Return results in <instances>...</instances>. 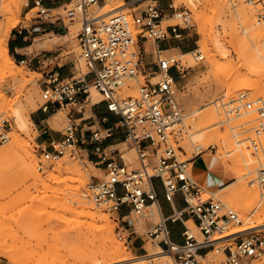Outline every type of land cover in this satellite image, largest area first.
Listing matches in <instances>:
<instances>
[{
    "label": "rangeland",
    "instance_id": "rangeland-1",
    "mask_svg": "<svg viewBox=\"0 0 264 264\" xmlns=\"http://www.w3.org/2000/svg\"><path fill=\"white\" fill-rule=\"evenodd\" d=\"M6 1H1L0 23H3L7 16V10L3 6ZM26 1H28L27 4ZM172 1L175 5L189 7L193 13L192 24L182 28L181 37L174 38L180 43L181 49L165 50L166 54L181 58L185 66L175 81L178 99L184 110V126L178 135L179 150L177 153L181 158H188L190 161L200 157L206 159L208 167L205 164L201 170L193 168L189 163L191 174L202 185L204 183L200 177L195 175L194 171L198 170L204 174L211 168L223 174L222 181L210 188L214 189L213 191L222 186H226L225 190H227L235 184L232 181L236 180V169L228 165L240 159L239 166L242 168L245 166L241 172L246 173L237 182L245 180L247 186L256 189L258 197L260 190L264 189V184L263 186L257 182L250 184V180L255 178L257 173L255 169L249 171V168L246 167L245 159L248 156L244 153L248 152H243L240 147L244 146L241 140H245L244 143L249 146L250 155L255 156L250 164L264 161L262 156L264 154V128L258 135L259 140L255 141L258 144L255 149L250 140V137L256 138L255 126L258 122L255 119V112L251 111V115L247 116L245 114L229 115L230 118L224 120L227 115L224 114L219 99L223 96L225 99L235 96L239 90H246L249 99L259 96L264 98V35L252 42L250 34L244 29L247 22L243 20L245 19L244 12L253 5L255 7L254 15L262 19L264 3L260 2L262 5L259 3V6L256 7L254 3L259 0H158L159 6L167 16L171 13L168 3ZM31 2L32 0H10L15 12L11 15L7 25V46L12 33L18 34L16 27L29 26L32 30V27L46 25L44 30L39 28L32 30V34L27 38L29 46L24 50L28 53L40 50L59 52L62 58L69 59L75 64L76 74L85 72L87 67L80 56L76 39V32L80 26V14L74 8L73 0H60L52 4L53 6L46 10V13L37 12L38 7L30 9ZM119 2L124 4L118 11L130 14L132 11H140L145 8L149 0H138L134 3L129 0H100L95 10L104 15L107 5H115ZM171 21L173 19L163 20V23ZM262 22L264 24L263 19ZM213 36L217 37V44ZM195 48L202 51L203 59L196 61L192 53L190 55L183 54V52ZM222 49L227 50L225 55L222 53ZM242 49H250L254 54L252 58L247 61L240 58L238 51ZM7 51L10 57L9 61L7 60V66L10 69L4 73L0 71V118H6L5 129L8 131V137L5 140L0 139V231L13 242L12 249L18 257L16 259L22 260L19 264H35L36 262L40 264L41 260L46 261V259H53L52 257L55 256L68 258L67 260L71 263L77 254L102 246L106 247L105 244L110 239L111 233L129 247L132 256L128 260L115 264H136V259L147 255L151 247H159L156 239L144 234L149 224L158 218V213H153L152 207L145 209V216L134 223L137 231L131 234L133 241L129 243L124 236L130 230L125 229V226L104 211L102 207L96 206L91 199L89 184L95 181L97 176H102V172L88 156L86 147L90 148V146L71 144L67 145L62 154L55 159L48 160L43 157L41 146L47 144L37 143L38 130L35 124L36 114L42 110L41 106L47 99L39 84L41 73L31 70L24 63H19L18 59L11 55L8 47ZM212 53L215 54L212 56ZM235 62H242V64L239 68H235L233 73L222 77V74L226 72V70L223 72L224 65L235 64ZM219 67L221 68L218 69ZM143 79L144 76L139 73L135 79L128 80L120 89V94L127 95V89L133 90L128 94L135 93L138 82H142ZM235 85L239 88L234 90ZM90 93L93 101H98L102 97L93 86L90 88ZM90 105L91 103L85 105V116H93ZM204 105H207L204 107L205 109L208 105L213 107V115L209 118V122H212L213 125L207 128V136L202 138L204 141L201 139L191 141L187 132L195 131L196 124L190 120L187 113L195 107ZM16 108L25 110L26 124L24 126L26 128L19 125L15 114ZM70 109L69 106L58 108L56 106L54 110H49L46 113L45 122L50 126L52 132L59 133L64 129L67 113L72 110ZM29 119H32L33 122H29ZM195 122H198L197 118ZM231 126L234 128L232 129ZM213 130L215 131L213 132ZM233 132L237 133L235 135L237 138ZM224 135H226V139ZM208 136H211L210 139ZM235 138L240 139L238 142L240 144L235 141ZM227 141L231 146L227 145ZM198 142L203 147L202 150L196 152L197 148L193 144ZM209 144H215L214 148H211ZM68 152L71 153V156L67 155ZM132 152L134 160L127 162L130 166L135 167L138 165V161L134 149ZM124 157L126 158L125 154ZM30 165L39 174L38 177L29 174L28 167ZM78 169L81 171V174L79 171V180L74 182L63 180L67 177L66 175H70L72 171L75 172ZM75 182L79 185L82 184L81 188L85 190V196L75 193ZM213 191L215 198L221 199L223 203L225 202L227 206L235 208L238 212L242 224L235 226L236 228L251 224H264L263 216L247 220L239 209L232 205V201L227 196L220 191L216 192L215 196ZM204 196H209V193H204ZM257 197L256 199L260 198V196ZM81 199L86 202L78 201ZM91 213L96 215L92 219ZM102 216H107V221ZM187 224L195 234L199 233L191 219L187 221ZM110 227L111 230H109ZM136 237L140 238L142 245L140 248L135 247ZM219 258V254L209 253L210 260ZM145 262L157 264V258L145 256ZM0 264H10V262L8 258L0 256Z\"/></svg>",
    "mask_w": 264,
    "mask_h": 264
},
{
    "label": "built area",
    "instance_id": "built-area-1",
    "mask_svg": "<svg viewBox=\"0 0 264 264\" xmlns=\"http://www.w3.org/2000/svg\"><path fill=\"white\" fill-rule=\"evenodd\" d=\"M135 1L138 0H129ZM99 2L73 0L80 14L76 39L87 67L85 72L61 78L58 70L61 55L51 50L30 52L18 59L19 63L41 73L39 84L47 97L42 110H54L56 106L72 109L67 113L61 138H51L49 144L41 146V154L49 160L59 157L67 145L90 146L88 156L102 172V176L89 184L91 199L130 230L124 236L129 243H132L131 234L137 231L134 223L145 216L147 207L154 206L158 218L149 224L144 234L156 239L161 249L172 256L174 264H264V224L233 230L242 224L238 212L215 198L212 186L198 182L190 172V160L177 153L184 110L175 81L185 66L181 58L165 53L162 41L182 36V28L192 24V10L172 1L168 3L171 13L167 16L158 0H149L140 11L103 15L95 10ZM31 3L30 9L38 7L37 12L50 9L45 5L46 0ZM261 17L264 20V12ZM169 19L173 21L163 23ZM45 28L46 25L39 27ZM24 30L32 31L29 26L16 27L18 34H23ZM192 54L196 61L204 57L199 48L193 49ZM139 73L144 79L138 82L136 92L121 95L120 89ZM92 86L102 97L91 105L103 101L105 109L117 118L112 124L89 129L88 135L80 131L77 136V127L93 119L92 115L85 116ZM219 102L227 115L224 120H228L229 115L255 112L256 138L250 137V140L257 149L255 141L264 128V98L249 99L246 90H239L235 96L221 97ZM101 120L107 117L102 116ZM6 124V118H0L1 140L8 137ZM115 134L120 135L119 141H106ZM128 148L135 151L138 161L135 167L124 157ZM155 178L159 179L163 197L170 204L177 192L181 194L182 207L172 206L170 214H161ZM250 182L264 184V166ZM189 219L198 234L187 224ZM167 221L182 224L181 242L172 240ZM209 253L219 254L220 258L210 260Z\"/></svg>",
    "mask_w": 264,
    "mask_h": 264
},
{
    "label": "bare ground",
    "instance_id": "bare-ground-1",
    "mask_svg": "<svg viewBox=\"0 0 264 264\" xmlns=\"http://www.w3.org/2000/svg\"><path fill=\"white\" fill-rule=\"evenodd\" d=\"M16 1V0H14ZM28 1H26V4H27ZM256 2V1H255ZM264 3V0H259L258 2L254 3L256 5V7L259 6V3ZM260 3V4H261ZM16 4V3H15ZM113 4V3H112ZM122 4H124L123 2H119L115 5H107L104 9V15L105 14H109V13H112V12H117L118 10H120V6H122ZM262 5V4H261ZM5 6V10H7V16L5 17V21L2 23H0V71L2 73H4L5 71H7L8 69H10L8 66H7V60L10 59L9 57V53L7 51V43H6V37H7V25H8V22L10 21L11 19V15L14 14L15 10L14 8L11 6L10 4V0H7L4 5ZM254 6V5H253ZM251 6L249 9H247L244 13H245V19H243L245 22H247L245 24V31H247V33L250 34V39L252 42H255L257 41L258 39H260V37L262 35H264V24L262 22V19L259 17L257 18L256 15H254V8ZM122 10V9H121ZM98 14H103V13H99ZM264 21V20H263ZM243 25V24H242ZM212 36V35H211ZM214 37V40L216 42V44L218 43V39L216 36H213ZM258 38V39H257ZM215 44V43H214ZM221 48V47H220ZM224 50V51H223ZM222 53L225 55L227 53V50L226 49H222L221 50ZM192 53V50H188L186 52H183V54H186V55H190ZM213 54L215 53H212L211 55L213 56ZM254 54H252L251 50L250 49H242L241 51H238V56L240 58H242L244 61H247L249 60L250 58H252ZM9 61V60H8ZM242 64L241 63H236L235 64H230V65H224V71L226 70L225 74L223 73L222 74V77L223 75L226 76V74H230L233 70H235V68H239L240 65ZM221 67H219L218 69H220ZM10 71V70H9ZM234 72V71H233ZM232 72V73H233ZM255 72V71H254ZM253 72V74H254ZM220 73V72H218ZM222 73V71H221ZM220 73V74H221ZM233 75V74H231ZM228 77V76H227ZM226 77V78H227ZM239 87H236V85L233 87V89H237ZM96 90V89H95ZM131 89H127L126 92L127 94L128 93H131ZM98 92V90H97ZM90 97H91V93H90ZM218 98V97H217ZM92 99V98H91ZM91 101V100H90ZM208 103V102H207ZM207 106V105H204V106H199V107H195L193 109H191L187 114L189 115V118L191 121H193L196 126H195V131L193 132H187V134H189V138L191 141H195V140H202V138H204L205 136H207V128L210 127L211 125H213L212 122H209V118L210 116L213 115V107L209 106L205 109L204 107ZM218 106V105H217ZM25 109V108H24ZM25 111V110H24ZM24 111L23 109L21 108L18 109L16 108L15 109V114L18 118V122H19V125L24 128L26 122H25V115L24 114ZM61 112V111H59ZM219 112V111H218ZM62 113V112H61ZM243 114H245L246 116L249 114L251 115V113L249 111H246V112H243ZM58 115V114H57ZM24 116V118H23ZM197 118L198 122H195V119ZM30 121L29 122H33L32 119H29ZM183 120H184V117H183ZM57 122V121H56ZM244 122H247V121H244ZM56 124V123H55ZM26 128V127H25ZM231 128L233 129L234 127L231 126ZM215 130H213L214 132ZM216 133V132H215ZM214 133V134H215ZM235 133V132H233ZM212 134V133H211ZM234 136L237 135V133L233 134ZM218 136V135H217ZM225 136V139H226V135ZM229 136V135H228ZM211 137V136H210ZM210 137L208 136V138L210 139ZM236 137V136H235ZM221 138V136H220ZM230 137H228L229 139ZM237 138V137H236ZM235 138V139H236ZM223 139V138H222ZM184 140V139H183ZM216 140V139H215ZM214 140V141H215ZM231 140V139H229ZM204 141V139L202 140ZM207 141V140H206ZM237 143L240 141V139H236L235 140ZM242 141V144H244L243 148L240 147L241 150L244 151H247L248 153H244V155H247L248 158L245 159V164L247 165L246 167L249 168V171L251 170H254L257 172H259L260 168H262V165L264 164V161H262L259 157V160L260 162L257 164L256 162L253 164H250V162H252L254 160V157L255 156H252L250 155V150L248 149L249 146L247 144H245L244 142H246L245 140L243 141V139L241 140ZM216 142V141H215ZM222 142V141H221ZM207 143V142H206ZM186 144V143H185ZM230 145V143L227 141V145ZM240 144V143H238ZM263 144V143H262ZM195 146L196 149V152H199L200 150H202V145L198 142V143H194L193 144ZM233 145V144H232ZM247 145V146H245ZM183 146V145H182ZM210 147L212 146H215V144H209ZM224 146V145H223ZM231 146V145H230ZM234 146V145H233ZM226 147V146H225ZM251 147V146H250ZM183 148H185L183 146ZM262 148V147H261ZM229 149V148H228ZM234 149V148H232ZM127 153H125L126 155V159L127 161H133L134 160V155H133V152H132V148H129L127 149ZM226 150V149H225ZM236 150V149H235ZM240 150V151H241ZM261 150V149H260ZM260 150H259V154H260ZM264 150V149H263ZM253 151V150H252ZM221 152V151H220ZM231 152V150H230ZM239 152V151H238ZM237 152V153H238ZM264 152V151H263ZM256 153H258L256 151ZM71 153L68 152V156H71L70 155ZM241 154V153H240ZM258 154V155H259ZM263 154V153H262ZM222 155V154H221ZM227 155V154H226ZM261 156V155H259ZM264 157V154L262 155ZM222 157V156H221ZM235 158H238L235 156ZM241 158V157H240ZM262 158V157H261ZM239 159V158H238ZM224 160V159H223ZM240 160V159H239ZM238 160V161H239ZM238 161H234L232 164L230 163L228 166H230L231 168H235L236 169V180L232 181V183H235L234 185H232L231 187H229V189L225 190L226 186H222V187H219L217 188L215 191L211 190V193L212 191L215 193V196H216V192L218 193L220 191V193H223V195L227 196L232 202V205H235L239 211L241 212L242 216L245 218V219H251L252 217H256V218H259L260 216H263L264 217V189H261L260 187V193H259V196L260 198L259 199H256L257 197V191L255 188L253 187H249L247 186V184L245 183V180L243 181H239L237 182L238 179L242 178L244 176V174L246 173H242L241 170L245 168H242L239 166V162ZM59 163V162H58ZM191 163V161H190ZM244 163V162H243ZM60 166V165H59ZM253 167V168H252ZM60 168V167H59ZM252 168V169H251ZM234 169V170H235ZM28 170H29V174H31L32 176L34 177H38L39 174L35 171V169L30 165L28 167ZM75 170V169H74ZM72 171V170H71ZM79 171L80 169H78V171H75V172H71L70 175H66L63 180H70V181H76V180H79ZM83 171V170H82ZM244 171V170H243ZM80 174H81V171H80ZM83 178V177H82ZM237 182V183H236ZM76 183V182H75ZM251 184V182H250ZM82 185V184H81ZM79 185V183H76L74 185V191L75 193L77 194H81V195H84L85 196V190H82V186ZM263 186V184H262ZM258 188V187H257ZM264 188V187H263ZM210 191V190H209ZM213 194V193H212ZM214 195V194H213ZM258 196V197H259ZM257 197V198H258ZM221 200V199H220ZM78 201H82V202H86L85 200H78ZM225 203V202H224ZM226 204V203H225ZM153 208V213H158L156 207L154 206H151ZM235 209V208H234ZM91 216V219L92 217L94 218V216H96L94 213H91L90 214ZM102 218L104 220L107 221V216H102ZM257 224H251L249 226H241V227H238L236 229H233V230H243V229H246L248 227H252V226H255ZM109 230H111V227L109 228ZM110 239L108 240V242H106L105 246H102V247H98L97 249L95 250H89L87 252H84L82 254H77L74 258H73V261H71V263L67 260L68 258H60V256H55V257H52L53 259H46V261L43 259L41 260L40 262L42 264H66L67 261L68 263L67 264H115V263H118V262H121L123 260H128L130 259L132 256H131V252L129 250V247H127L126 245H124L121 241H119L117 238L114 237V235L111 233ZM13 248V242H11V240H9L1 231H0V256H4L6 258H8L10 264H19L20 261L22 260H19L16 259L18 258L17 255L15 254V251ZM68 255V254H67ZM72 255V254H71ZM75 255V254H74ZM16 256V257H15ZM145 256H152L154 258H157V264H174L173 262V258L172 256L166 252V251H163L160 246L159 247H151L150 251L147 253V255H142L140 257H138L136 260V264H147L145 262ZM58 257V258H56ZM20 258V257H19ZM22 259V258H20ZM40 263V264H41ZM25 264V263H24ZM34 264V263H32ZM37 264V262L35 263ZM39 264V262H38Z\"/></svg>",
    "mask_w": 264,
    "mask_h": 264
},
{
    "label": "crops",
    "instance_id": "crops-1",
    "mask_svg": "<svg viewBox=\"0 0 264 264\" xmlns=\"http://www.w3.org/2000/svg\"><path fill=\"white\" fill-rule=\"evenodd\" d=\"M60 0H46L45 5L47 7H52L54 3L59 2ZM38 27H32V30H35ZM32 34V31L30 33H27L25 30L23 31V34H16L12 33V35L10 36L9 40H8V49L9 52L11 53V55L14 58L20 59L26 55H28L29 53L26 52L24 49L27 48L29 45H27V38ZM162 47L166 50L169 49H173V48H179L181 49V45L179 42H177L174 39H169V40H164L162 41ZM59 70V75L61 78H67L71 75L76 74V66L75 64H73V62L69 59L66 58H62L60 60V66L58 68ZM91 101H93V97L91 96ZM91 110L93 112V119H90L88 121H85L83 123L82 127H77L76 129V135L80 136V131L83 132V134H89V129H93L95 127H104L106 125L112 124L117 116L108 112L105 107H104V102L100 101L97 102L93 105H90ZM49 111V110H48ZM48 111L45 110H41L39 112H37L36 114V125H37V130H38V137H37V143L38 144H49V141L51 138H61L62 134L61 131L58 132H52L50 130V126H48L46 124V113ZM102 116H106L107 120H101ZM93 121V122H92ZM92 122V123H90ZM87 125V131L84 132L85 125ZM120 135L119 134H115L109 138H107V142H116L119 141ZM87 153L90 154L89 152V148H86ZM92 155V154H91ZM207 165V161L204 157H200V158H196L193 161H191V166H193V168H197L198 170H201L203 165ZM208 167V165H207ZM194 171L195 175L200 177L202 183H204V185H206L207 187L210 186H214L215 184L219 183L220 181H222L223 179V174H221L219 171L217 170H213L211 168H209L207 171V173H201L199 171ZM155 184L157 186L158 189V203H159V210L161 212L162 215L166 216L168 214L171 213L172 211V206L174 208H180L183 206L184 202L182 200V196L179 192H177L174 196V200L173 202L170 204L167 200H165V198L163 197V193H162V187L160 186V181L158 178L154 179ZM167 225L168 228L170 230V236L172 238V240L176 241V242H181L183 240V235L181 234V230H182V224L178 221L175 222H171V221H167ZM133 241V239H132ZM136 244L135 247L136 248H140L142 245L140 244V238L136 237L135 240Z\"/></svg>",
    "mask_w": 264,
    "mask_h": 264
}]
</instances>
